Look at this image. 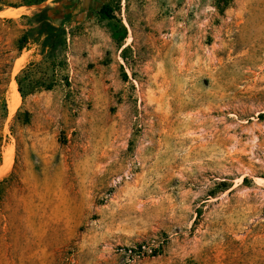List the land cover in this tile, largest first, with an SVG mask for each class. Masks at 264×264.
Returning a JSON list of instances; mask_svg holds the SVG:
<instances>
[{"label":"rangeland","instance_id":"obj_1","mask_svg":"<svg viewBox=\"0 0 264 264\" xmlns=\"http://www.w3.org/2000/svg\"><path fill=\"white\" fill-rule=\"evenodd\" d=\"M54 1L0 0V264H264V0H81L19 51Z\"/></svg>","mask_w":264,"mask_h":264},{"label":"trees","instance_id":"obj_2","mask_svg":"<svg viewBox=\"0 0 264 264\" xmlns=\"http://www.w3.org/2000/svg\"><path fill=\"white\" fill-rule=\"evenodd\" d=\"M81 0H55L46 4L38 12L28 18L29 29L18 40V50L22 51L28 44H34L38 51L49 59H55L66 47L67 27L72 22L71 9H76ZM112 9L104 5L99 10L103 19H113ZM58 22V23H57ZM117 32L114 34L116 36ZM125 34L121 37L124 38ZM120 39V38H119ZM18 90L23 97L22 81L16 78ZM50 89V88H48ZM4 111L7 112L6 100L3 101ZM19 115V114H18ZM30 114L25 112V121L29 122ZM2 162L0 156V163Z\"/></svg>","mask_w":264,"mask_h":264},{"label":"bare ground","instance_id":"obj_3","mask_svg":"<svg viewBox=\"0 0 264 264\" xmlns=\"http://www.w3.org/2000/svg\"><path fill=\"white\" fill-rule=\"evenodd\" d=\"M16 88V87H15ZM16 90V89H15ZM15 96H16V94H14ZM20 97V96H19ZM15 99L16 98H14V104H15ZM16 105H18V104H16ZM14 108V107H13ZM12 110V109H11ZM15 110H16V108H15ZM10 111V110H9ZM11 112V111H10ZM10 112H9V114H10ZM7 158V157H6ZM11 164V158L10 157H8V159L6 160V162H5V165H4V168L6 169L7 167H9V165ZM3 169V168H2ZM4 169V170H5Z\"/></svg>","mask_w":264,"mask_h":264}]
</instances>
